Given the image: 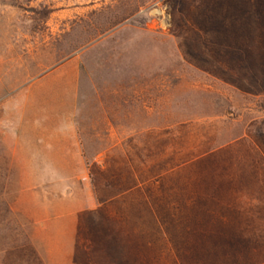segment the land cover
<instances>
[{
  "label": "rangeland",
  "instance_id": "rangeland-1",
  "mask_svg": "<svg viewBox=\"0 0 264 264\" xmlns=\"http://www.w3.org/2000/svg\"><path fill=\"white\" fill-rule=\"evenodd\" d=\"M72 57L103 207L62 264H264V0H0V264H44L32 86Z\"/></svg>",
  "mask_w": 264,
  "mask_h": 264
},
{
  "label": "crops",
  "instance_id": "crops-1",
  "mask_svg": "<svg viewBox=\"0 0 264 264\" xmlns=\"http://www.w3.org/2000/svg\"><path fill=\"white\" fill-rule=\"evenodd\" d=\"M78 74V61L72 57L42 74L32 86L34 112L29 119L34 126L36 144L29 158L42 160L43 165L62 167V178L58 179L62 181V194L52 195L50 203L45 201L41 206L38 213L41 216L34 218L33 238L43 248L44 264H62L65 239L69 238L70 245H75V230L81 215L95 214L103 207L92 190L89 174L90 163L96 162L100 153L88 163L80 139ZM68 183H77L82 193L68 191Z\"/></svg>",
  "mask_w": 264,
  "mask_h": 264
},
{
  "label": "trees",
  "instance_id": "trees-1",
  "mask_svg": "<svg viewBox=\"0 0 264 264\" xmlns=\"http://www.w3.org/2000/svg\"><path fill=\"white\" fill-rule=\"evenodd\" d=\"M5 213H10V210L8 207H5Z\"/></svg>",
  "mask_w": 264,
  "mask_h": 264
}]
</instances>
